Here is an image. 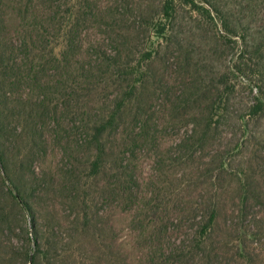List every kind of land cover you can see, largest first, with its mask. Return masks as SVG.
<instances>
[{
    "label": "rangeland",
    "instance_id": "obj_1",
    "mask_svg": "<svg viewBox=\"0 0 264 264\" xmlns=\"http://www.w3.org/2000/svg\"><path fill=\"white\" fill-rule=\"evenodd\" d=\"M167 1L89 0L74 55V0H0V41L37 71L0 99V148L24 198H10L3 166L0 264H264V107L248 116L264 94V0H198L218 25L181 4L170 22ZM78 59L149 75L95 177L84 118L105 116L120 90L97 86L75 106ZM214 203L211 243L179 257Z\"/></svg>",
    "mask_w": 264,
    "mask_h": 264
},
{
    "label": "trees",
    "instance_id": "obj_2",
    "mask_svg": "<svg viewBox=\"0 0 264 264\" xmlns=\"http://www.w3.org/2000/svg\"><path fill=\"white\" fill-rule=\"evenodd\" d=\"M89 0H74V41L73 43L67 45L74 47V55L77 54L78 45H77V38L78 34L80 33V23L83 21V19L87 17V13L90 11V5H88ZM179 4L184 5L185 7H190L193 11L198 12L199 15H207L208 18H212L213 21L218 25L216 19L212 16V11L208 10L202 3H200L198 0H168L163 6H162V13L163 16L172 22L176 19L177 12H178V6ZM71 13V12H70ZM69 20V19H68ZM71 22V21H70ZM224 22V20H223ZM67 24V23H66ZM68 26H71L67 24ZM225 29L227 32L226 37H228L231 33L229 32V28L227 25H225ZM65 34L64 36H72L71 30L66 31V29H63ZM165 31V29H164ZM162 32V34L164 33ZM63 36V37H64ZM73 37V36H72ZM7 43L0 41V99L2 100L1 106H4V109L7 107V101L9 93L5 90V85L11 84L12 85H18L20 81H22L25 77H23L22 71L25 70V66H28L27 72H28V78L32 79L36 74L37 71L35 67L32 66V61L30 59V55L28 53H25L23 56V61L21 62L22 65H19L16 52L14 50L7 48L8 51H6ZM77 45V46H76ZM77 47V48H76ZM260 50V48H258ZM258 51H255V53H261ZM247 54L246 52L241 51V57ZM249 54V53H248ZM148 59H152V55L149 53L147 54ZM95 62L90 60L87 61L86 64H83L79 59L77 61H74V71L77 70L74 73V105L80 106L84 105L88 102L90 96L92 95L95 87H100L101 89H109L110 86H116L120 91V96L115 100V104L113 105L112 109L107 110V112L104 114L105 116L98 117V120H92L89 118L88 121L85 124V129L89 133V144L92 147V149L95 151V157L91 161L90 164V172L91 176H97L99 175L103 170L107 168V143L110 139V137L115 133L119 132V125L121 122V115L123 112L130 108L133 109L139 102L138 95L140 89L143 87V85L146 83V81L149 79V75L144 73V71H141L140 65H133L132 63L126 65V64H120L116 61H105L102 64H95ZM78 68V69H77ZM113 68V69H111ZM21 71V72H20ZM241 71V70H239ZM20 72V73H19ZM80 80H83L80 81ZM106 84L103 87V84ZM86 84V85H85ZM3 99L4 102H3ZM256 99V105H253L248 113V116L253 117L257 115L264 107V94L261 91H258ZM45 102V101H43ZM37 116L40 117V112L37 113ZM2 117L0 115V133L2 132L3 128L1 125ZM29 119L28 121H30ZM214 118L213 116L209 115V121L208 126L213 125ZM213 127V126H212ZM4 166L3 171L5 172L6 178L9 181L8 187V194L12 201L19 203L23 202L24 198L21 194L20 188L18 186L17 181L13 178L12 171L6 164V153L0 148V169ZM127 167V166H126ZM126 167L124 169H126ZM125 174V173H124ZM4 180V179H3ZM246 192H244L245 194ZM88 194H85V196L82 197V206L85 213L84 217V223L83 227H89V219H88V213H87V201L88 198L86 197ZM246 196V195H243ZM243 204L245 203V199L243 200ZM24 207L26 209L29 208L28 204L25 203ZM218 216H219V209L217 207V204L214 203L211 205V209L208 215V219L201 228L200 232L197 234V238L194 239V243L190 248L183 251H178V256L181 258H186L191 255H194L196 251H201L204 249V247H208L212 240L211 233L214 232L216 229L217 223H218ZM248 233V237L253 239V234L249 231H245ZM34 240V238H33ZM36 242V240H34ZM241 247V246H239ZM177 252V251H176ZM28 257V255H27ZM31 261V259L29 260ZM33 261V259H32ZM31 261V262H32Z\"/></svg>",
    "mask_w": 264,
    "mask_h": 264
}]
</instances>
